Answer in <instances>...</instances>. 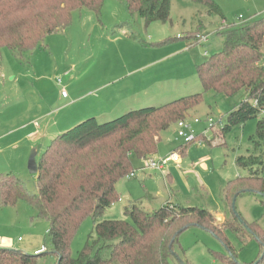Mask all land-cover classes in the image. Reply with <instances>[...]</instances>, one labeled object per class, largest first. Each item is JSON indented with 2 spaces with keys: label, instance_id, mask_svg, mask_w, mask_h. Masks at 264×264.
Returning a JSON list of instances; mask_svg holds the SVG:
<instances>
[{
  "label": "rangeland",
  "instance_id": "rangeland-1",
  "mask_svg": "<svg viewBox=\"0 0 264 264\" xmlns=\"http://www.w3.org/2000/svg\"><path fill=\"white\" fill-rule=\"evenodd\" d=\"M212 1L219 12H209L207 5L192 0H169V20L149 25H145L137 14L129 13L119 0H103L99 12L86 7L66 8L62 16L70 11V25L48 35L32 51L17 53L2 49L0 120L10 119L25 107L23 92L28 86L35 87L44 105L55 109L70 101V98L66 101L61 99L62 90L68 94L71 87L84 92L93 91L107 85L113 75L139 69L137 76L142 78L143 84L129 102L134 108L125 112L158 107L201 92L196 66L222 49L221 30L264 16V0ZM37 26L34 24L27 30V39L36 37ZM192 34L207 36L208 42L197 45ZM57 80L61 84H57ZM244 98L243 92L233 97L205 93L200 105L186 118L187 121L195 118L200 121L192 129L194 136L203 134V139L186 146L184 154L179 156L176 153L179 163L170 162L163 170L164 177L149 169L136 173L142 160L132 156L135 178L118 181L115 203L99 217H87L81 222L71 240L70 257H77L97 221L127 220L123 208L130 206L128 192L135 190L141 193L143 186L153 195L149 203L143 201L141 204L145 211L171 202L182 207L206 209L217 215L216 218L222 216L223 221L236 222L235 225L242 229L243 222L257 224L264 232V197L254 191L257 189L254 184L238 195L234 203L229 204L223 198V189L228 181L247 176L246 170L236 164V159L247 156L252 150L248 139L255 133L257 120L264 116L262 113L256 119L222 133L226 115ZM59 114L51 116L48 122L51 123ZM106 121L109 120H99L98 123ZM210 125L213 128H208ZM176 130L177 126L173 125L160 134L156 159L164 158L185 145L183 139L177 138ZM50 139L40 141L30 149L0 143V174L13 173L24 182L28 191H33L36 175L28 172L27 160L35 148L39 149V159ZM262 168L261 176L264 178V157ZM47 229V223L37 219L32 208L23 201L14 206L0 207V233L13 238L15 246L24 245L30 235L39 236L42 246L48 249ZM224 234L238 263L253 264L259 259L260 248L256 238L244 232L245 242H241L230 230ZM18 237L23 242L18 241ZM174 249L178 259L173 258L171 264H222L213 252L227 254L216 237L198 227L182 232ZM54 263L55 260L48 257L44 264Z\"/></svg>",
  "mask_w": 264,
  "mask_h": 264
},
{
  "label": "trees",
  "instance_id": "trees-1",
  "mask_svg": "<svg viewBox=\"0 0 264 264\" xmlns=\"http://www.w3.org/2000/svg\"><path fill=\"white\" fill-rule=\"evenodd\" d=\"M102 1L0 0V58L3 48L30 52L48 35L66 29L70 25V11L62 16L66 8L86 7L99 12ZM119 1L145 25L169 20V0ZM192 1L207 5L209 12H219L212 0ZM34 24H38V34L27 39L25 33ZM192 35L196 43L197 34ZM220 35L222 49L196 66L201 92L158 107L130 110L104 123L90 117L57 135L36 160L33 191H28L13 173L0 174V207L27 203L35 217L47 223L49 242V248L44 246L39 254L0 249V264H44L48 257L55 260L54 264H171L178 258L174 247L179 235L191 227L201 228L221 242L227 254L213 255L222 264H240L225 231L234 232L241 242H245L247 233L256 238L260 248V257L253 264H264V232L257 224L243 222V230L236 222L218 223L206 209L171 203L145 211L139 200L123 209L127 220L94 223L82 250L76 258L70 257L71 240L81 222L99 217L118 199L116 184L134 171L131 157L142 161L154 158L160 134L186 119L205 93L224 97L244 93L245 98L226 115L222 133L264 114V16L224 28ZM202 139L203 134L195 136L192 143H185L174 153L180 156L186 146ZM248 140L252 150L236 159L247 176L228 181L223 189V198L229 204L251 184L264 196V116L257 120L255 133Z\"/></svg>",
  "mask_w": 264,
  "mask_h": 264
},
{
  "label": "crops",
  "instance_id": "crops-1",
  "mask_svg": "<svg viewBox=\"0 0 264 264\" xmlns=\"http://www.w3.org/2000/svg\"><path fill=\"white\" fill-rule=\"evenodd\" d=\"M205 53L206 52H204V55ZM140 70L141 69L128 72L124 75H113V78L107 85L98 87L93 91L84 92L83 90H75L71 87L69 94L65 91L66 97L62 96L60 93L61 99L66 101L70 98V101L55 109L47 106V104L44 105L43 99L39 98L40 94L35 87L33 86L30 88L28 86L23 92L25 107L17 114L11 115L10 119L8 118L4 121L0 120V143L6 144L7 146H11L12 144L15 147L20 146L22 149H30L35 147L38 142L48 138L52 139L54 136L56 137L66 130H69L70 127L72 128V126H75L87 118L92 117L99 122V120H110L111 118L121 115L125 110L134 108L129 102L136 95L137 88L143 84L142 78L137 76V74H140ZM57 113L60 114L55 120L49 123L48 119ZM35 149L37 160L39 149ZM154 158L156 159V156H154ZM137 168L136 173L147 171L143 167V161L142 163L140 162ZM133 174L134 176L130 179L135 178L136 175L134 171ZM160 175L164 177V174L160 173ZM168 178H170V176H168ZM155 194V196H159V193ZM128 198L129 205L137 200L141 201L142 204L144 203L143 201L149 203L153 195L143 186L141 187V193H137L135 190L129 191ZM216 216L217 215H214L215 218ZM216 220L218 223H222L223 217H217ZM19 238L20 240H18ZM27 238L29 239L24 245L15 246L16 243L13 238L0 233V248H17V250L28 254H34L36 251L44 249L39 236L31 237L29 235ZM18 239V241L23 242L21 237H18Z\"/></svg>",
  "mask_w": 264,
  "mask_h": 264
},
{
  "label": "built area",
  "instance_id": "built-area-1",
  "mask_svg": "<svg viewBox=\"0 0 264 264\" xmlns=\"http://www.w3.org/2000/svg\"><path fill=\"white\" fill-rule=\"evenodd\" d=\"M196 38V43L197 45H204L205 43L208 42V37L207 36H202L197 34L195 36ZM206 55V53H205ZM57 84H61L60 80H57ZM61 95L66 97V92L64 90L61 91ZM200 123V121L198 119H194L191 121H187L186 119L179 121L176 126H177V130H176V136L179 139H183L184 143H192L194 141V134H193V129L192 126L194 124H198ZM208 128H213V126H209ZM179 157L176 153H171L170 155L164 157V158H159V159H155V158H151V159H147L143 161V167L144 169H149L152 171H157L161 174H163V170L164 168L170 163V162H175L178 163ZM134 174L133 172L128 175L127 178H131L133 177ZM20 240V238L18 239ZM44 249L38 250L36 251L34 254H39L41 252H43Z\"/></svg>",
  "mask_w": 264,
  "mask_h": 264
},
{
  "label": "water",
  "instance_id": "water-1",
  "mask_svg": "<svg viewBox=\"0 0 264 264\" xmlns=\"http://www.w3.org/2000/svg\"><path fill=\"white\" fill-rule=\"evenodd\" d=\"M27 169H28V172L30 174H33V175L37 174L36 149H32V151L28 157ZM234 201H235V199H234ZM234 201H233V203H234Z\"/></svg>",
  "mask_w": 264,
  "mask_h": 264
}]
</instances>
